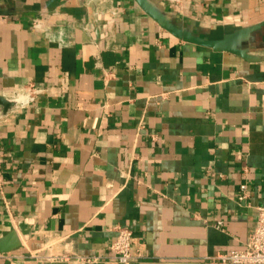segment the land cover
Listing matches in <instances>:
<instances>
[{
	"label": "crops",
	"instance_id": "1",
	"mask_svg": "<svg viewBox=\"0 0 264 264\" xmlns=\"http://www.w3.org/2000/svg\"><path fill=\"white\" fill-rule=\"evenodd\" d=\"M0 96V264H116L118 226L134 264L247 247L264 205V0H0Z\"/></svg>",
	"mask_w": 264,
	"mask_h": 264
},
{
	"label": "built area",
	"instance_id": "2",
	"mask_svg": "<svg viewBox=\"0 0 264 264\" xmlns=\"http://www.w3.org/2000/svg\"><path fill=\"white\" fill-rule=\"evenodd\" d=\"M29 101L34 100L35 94L38 92L34 85H29ZM3 117L0 111V119ZM242 194L240 200L248 197V186H241ZM117 237L110 245L113 252L111 260L116 264H134L139 262L143 255L136 246V237L134 231L130 227H116ZM45 261H61L71 259L63 254H48L38 256ZM75 260L85 263H96L100 261L99 257H80L74 256ZM217 263L223 264H264V205L258 208L257 225L248 241L247 247L242 250H236L231 253L221 254L216 257Z\"/></svg>",
	"mask_w": 264,
	"mask_h": 264
},
{
	"label": "water",
	"instance_id": "3",
	"mask_svg": "<svg viewBox=\"0 0 264 264\" xmlns=\"http://www.w3.org/2000/svg\"><path fill=\"white\" fill-rule=\"evenodd\" d=\"M0 106L3 108L4 112H8L12 108L13 103L6 99L5 97L0 96Z\"/></svg>",
	"mask_w": 264,
	"mask_h": 264
}]
</instances>
